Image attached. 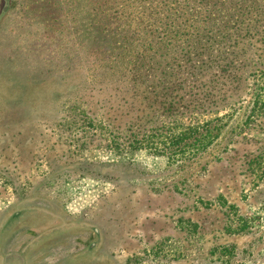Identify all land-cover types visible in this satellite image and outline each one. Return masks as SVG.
Wrapping results in <instances>:
<instances>
[{"label":"rangeland","instance_id":"1","mask_svg":"<svg viewBox=\"0 0 264 264\" xmlns=\"http://www.w3.org/2000/svg\"><path fill=\"white\" fill-rule=\"evenodd\" d=\"M125 1L0 0V263L58 227L53 257L264 264V0H186L167 27ZM143 59L158 102L183 80L178 115L123 82Z\"/></svg>","mask_w":264,"mask_h":264},{"label":"trees","instance_id":"2","mask_svg":"<svg viewBox=\"0 0 264 264\" xmlns=\"http://www.w3.org/2000/svg\"><path fill=\"white\" fill-rule=\"evenodd\" d=\"M100 1V0H99ZM221 1V0H218ZM247 0H237V4H236V9L238 11L246 10L248 8L252 9L254 6L252 3L250 4H246ZM254 2V0H253ZM224 3V2H222ZM99 3L97 2V5ZM96 8L97 5L92 3V6H94ZM223 5V4H222ZM137 8L139 10H141V14L143 15V13L151 10V9H155L159 7V11L154 12L152 14V16H154V21L156 23H158L161 26L167 27L168 24L173 23L175 21V19H173V17L175 15H183L188 13L189 10V2H187L186 0H126L125 3H123L122 5V9L124 8ZM165 9V10H163ZM115 14H117V12H115ZM164 14H167L166 16H164ZM151 15V14H150ZM151 17V16H150ZM148 23V20H147ZM183 23L180 22L179 26L181 27ZM247 33V32H245ZM119 45V44H118ZM190 51V50H188ZM203 55V52L199 49L194 50V51H190L187 56H191V60L193 61V58H197ZM141 58V57H139ZM145 59L142 60V62L139 63H134L132 61H128V62H123V60H121L119 63V65L121 67L127 66L128 64L132 65V67L130 68L131 73H129V76L127 78H125L123 80L124 83H126V85L128 86V88H131L133 91L139 89V86L141 87H145L146 83L149 81V85L147 86L149 88V90H147V94H148V98L147 97H143L144 100H147V103L142 104L143 107H153L156 106L158 107L159 105L162 104V110L164 112L165 117L163 118L164 120L167 119V117L169 115H178L177 111L178 109H183V107L180 106V102L178 99V93L177 91H180V88L183 86V80H179L178 77H175L172 79L167 80L164 76V78L161 80V78H158V80L156 81L158 85L160 84H164V87L161 88L160 90L163 91L164 95L168 96L169 99H166L162 102H158V95L159 92L155 91L154 88H152V85L155 86V82L153 81V76L150 75V72L152 70L155 69V61L154 60H149V62H144ZM148 73V75H147ZM167 75V71L164 72ZM161 86H158V88H160ZM134 94V92H133ZM196 105V104H195ZM195 105H189V106H185L184 109H186L187 112H189V110L193 109L195 107ZM181 107V108H180ZM157 108H153V110H156ZM179 117V116H178ZM130 130H133V135L129 134V141L131 142V144L133 145V143H135V146H141L142 142L144 141V139H147V137L149 138H153V136L155 134H149V136H145L140 134L139 131V127H132ZM152 133V131H151ZM185 135V133H184ZM186 138H183V140ZM196 140V139H195ZM194 140V141H195ZM183 141L181 142H176L175 144L177 145V149H181L183 150L185 145H182ZM181 145V146H180ZM173 150L170 148H165V153L169 154L171 153Z\"/></svg>","mask_w":264,"mask_h":264},{"label":"crops","instance_id":"3","mask_svg":"<svg viewBox=\"0 0 264 264\" xmlns=\"http://www.w3.org/2000/svg\"><path fill=\"white\" fill-rule=\"evenodd\" d=\"M69 223V226L71 227L70 229H73L76 225L73 224V222L68 221L67 224ZM61 227L62 229L64 228V226ZM57 228L56 233L58 232ZM56 233L55 231H49L44 236L40 234L39 236H36V238H33L26 244L24 250L19 251L13 256V259H11L12 264H14V262L15 264H36V262L39 260L40 261L37 262V264H106V261H110L106 254L102 255L101 253L100 256H96L95 252L99 249V246L96 247V245L94 248H87L83 246L81 249H79V246H76L74 247L75 249H71L72 251L70 248L65 250V248L61 246V248H58L60 251L55 252L54 257L51 256L50 253H48L49 248L45 247V245H43V247L40 245L46 244V241L53 239L52 237H54V234ZM43 255H45V257ZM7 262H10V259H7L0 264H7Z\"/></svg>","mask_w":264,"mask_h":264},{"label":"flooded vegetation","instance_id":"4","mask_svg":"<svg viewBox=\"0 0 264 264\" xmlns=\"http://www.w3.org/2000/svg\"><path fill=\"white\" fill-rule=\"evenodd\" d=\"M25 247H26V246H24V247L22 248V250H24V249H25Z\"/></svg>","mask_w":264,"mask_h":264}]
</instances>
